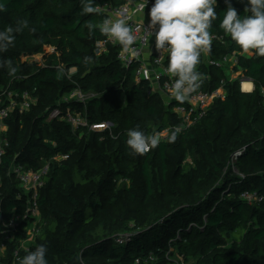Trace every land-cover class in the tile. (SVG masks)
<instances>
[{"label":"trees","instance_id":"16d2710c","mask_svg":"<svg viewBox=\"0 0 264 264\" xmlns=\"http://www.w3.org/2000/svg\"><path fill=\"white\" fill-rule=\"evenodd\" d=\"M122 2L97 0L96 6ZM229 2L245 14L241 0ZM0 4V30L29 21L0 53V60L18 66L14 77L0 68V92L10 87L36 96L28 111L8 120L9 145L0 165V232L20 206L14 163L38 169L55 154H69L51 162L39 190L42 230L31 250L46 245L48 264H264V57L244 55L219 28L225 0H217L210 57L238 55L235 68L254 89L242 91L240 77L231 79L228 66L210 65L201 55L200 89L214 90L225 80L226 98L179 132L175 143L166 139L142 156L128 149V129L138 126L151 135L179 118L160 96L148 95L147 85L135 82L134 71L117 58L118 47L96 53L105 38L98 26L106 15H82L80 0ZM88 21L97 26L91 37L82 27ZM36 54L43 55L41 61H22ZM85 56L92 59L85 63ZM59 66L76 71L58 78ZM77 87L93 97L64 102ZM68 107L84 109L90 123L111 122L113 134L49 120L54 109L63 113ZM245 191L263 200L250 203Z\"/></svg>","mask_w":264,"mask_h":264},{"label":"clouds","instance_id":"9594fccd","mask_svg":"<svg viewBox=\"0 0 264 264\" xmlns=\"http://www.w3.org/2000/svg\"><path fill=\"white\" fill-rule=\"evenodd\" d=\"M246 2L244 15L238 11L229 0H225L227 7L219 18V28L244 53L252 52L256 57H264V0H241ZM81 14H98L100 8L96 6L97 0H80ZM149 0H142L137 11L145 21V8ZM217 0H152L148 10V29L151 38L154 37V47L162 54L167 53V66L165 72L174 79L166 85L169 98L183 104L196 93L202 85V73L197 66L201 62V55L211 51L213 35L210 31L213 22L218 19L216 11ZM0 11L4 7L0 4ZM91 37L97 29L91 21L82 25ZM29 28L28 20H19L17 25L6 26L0 30V53L6 52L13 45L16 34ZM35 32V28L29 29ZM101 35L118 41L122 52L135 56L133 45L137 42L136 33L140 27L129 24L123 14L105 16L98 26ZM92 57L85 56L87 63ZM0 68H6L8 75L14 77L18 66H14L11 59L0 60ZM76 69L57 68L58 78L69 76ZM159 79V78H157ZM179 128L169 130L166 137L168 143H175ZM126 145L131 153L144 155L157 148L161 143V135L154 132L146 134L138 126L128 129ZM46 245L39 244L33 250L19 259L18 264H48Z\"/></svg>","mask_w":264,"mask_h":264},{"label":"built area","instance_id":"2783aa9c","mask_svg":"<svg viewBox=\"0 0 264 264\" xmlns=\"http://www.w3.org/2000/svg\"><path fill=\"white\" fill-rule=\"evenodd\" d=\"M142 0H123L121 5H112L108 3L100 4V12L106 16L115 17L116 14H123L126 22L134 27L139 26L140 31L136 33L137 42L133 45L136 49V55L124 53L121 50L118 41H114L105 37L97 43L96 51L106 52L110 46L118 47L117 58L121 65L127 69L134 71V80L137 84H145L148 87V95H158L162 98L165 105L179 118V123L170 126L159 132L161 141H166L169 130L179 128L180 132L192 127L198 123L207 113L209 108L217 101L226 98L224 88L225 80L214 90L198 89L192 94L188 101L183 104L169 98L166 85L170 84V77L166 72L167 53L160 54L154 47V37L151 38L148 27L147 13L152 5V0H149L148 6L145 8V21L140 12L137 11L139 3ZM216 36H213V39ZM213 45L211 47V50ZM53 50V49H52ZM211 52V51H210ZM210 52L205 55L206 63L216 67H226L231 65V68L238 65V55L235 53L224 55L220 59H212ZM241 76V73H240ZM159 78V79H157ZM240 79V78H239ZM251 80L242 76L240 80L241 90L244 82ZM252 82V81H251ZM253 83V82H252ZM247 92V91H246ZM92 94H85L80 88H74L72 91L63 96L64 102L76 100L85 103ZM36 103V96L29 90L17 91L10 87H3L0 92V165L7 153L6 147L9 145L7 132L9 131L8 120L15 112L24 113L28 111L32 105ZM60 118L72 124L77 130L79 127H87L89 130L109 131L112 135L113 124L109 121L102 123H90L88 119L81 113V110L68 107L65 112H61L59 108L54 109L49 120ZM82 134V132L80 133ZM69 157V154H55L42 167L38 169L29 168L23 163H14L11 173L19 182L21 191L17 192L16 198L20 201V206L14 207L9 213L8 219L3 224V229L0 232V264H7L8 258L11 264H17L24 252L32 249V244L36 237L41 233L42 212L38 202L39 190L45 184V178L48 175L50 164L52 161L61 162ZM2 174L0 172V196L2 195ZM242 196L250 203L261 202L263 197L245 191ZM15 248L11 251V247ZM151 259L153 255H150Z\"/></svg>","mask_w":264,"mask_h":264},{"label":"rangeland","instance_id":"374dc122","mask_svg":"<svg viewBox=\"0 0 264 264\" xmlns=\"http://www.w3.org/2000/svg\"><path fill=\"white\" fill-rule=\"evenodd\" d=\"M241 3H243V4H246V2H241ZM96 53L97 54H102V53H104L103 51H96ZM243 54L244 55H247V56H251L253 53L252 52H249V53H244L243 52ZM203 55V54H202ZM42 58H43V55L42 54H36V55H31V56H24V57H22V61H28V62H33V61H41L42 60ZM204 59H205V55H203V61H204ZM228 66V67H227ZM226 67H227V73H228V75L230 76V78L231 79H238L239 77H240V80H241V76H240V73H241V71H238V69H236L235 67H233V68H231V65H227ZM70 75H72V73L70 74ZM245 83V82H244ZM244 89V88H243ZM245 90V89H244ZM93 96H89L88 98H87V100L88 99H90V98H92ZM81 113L83 114L84 113V109H83V111H81ZM49 121V120H48ZM203 219L205 220L206 218H204L203 217Z\"/></svg>","mask_w":264,"mask_h":264},{"label":"bare ground","instance_id":"6f19581e","mask_svg":"<svg viewBox=\"0 0 264 264\" xmlns=\"http://www.w3.org/2000/svg\"><path fill=\"white\" fill-rule=\"evenodd\" d=\"M243 87H244L245 90L249 91L251 89V87H252V84L250 82H246L245 81Z\"/></svg>","mask_w":264,"mask_h":264},{"label":"crops","instance_id":"0c3cea01","mask_svg":"<svg viewBox=\"0 0 264 264\" xmlns=\"http://www.w3.org/2000/svg\"><path fill=\"white\" fill-rule=\"evenodd\" d=\"M250 83L252 84V87H251V89L249 91H252L254 89V84L251 81H250ZM245 91H247V90H245ZM249 91H247V92H249Z\"/></svg>","mask_w":264,"mask_h":264}]
</instances>
